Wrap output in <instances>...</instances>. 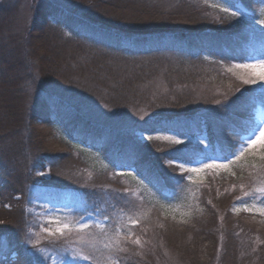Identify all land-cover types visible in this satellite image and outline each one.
Masks as SVG:
<instances>
[{
	"label": "rangeland",
	"instance_id": "rangeland-1",
	"mask_svg": "<svg viewBox=\"0 0 264 264\" xmlns=\"http://www.w3.org/2000/svg\"><path fill=\"white\" fill-rule=\"evenodd\" d=\"M36 1L0 0V18L4 16L10 21V8L15 7L17 13L12 17L11 25L20 33L31 30L34 22L33 5ZM205 1L221 11L227 8L225 13L237 12L242 15L239 18V31L250 33V39L243 44V55L239 53L232 60H219L217 51L220 48L217 47L208 49L209 52L205 53L208 60L213 59L211 61H216L223 67L222 74L219 75L220 84L211 83L190 90L193 100L204 104L199 113L208 118L205 129L196 130L192 135L143 131L138 128L140 123L155 115V105L164 103L169 95V78L163 72L164 69L153 73L146 86L139 87L147 100L130 101L121 110L95 99L81 107L92 121H99L103 127L125 129L112 133L116 138L110 142L111 150L121 151L128 145H148L151 148V156L156 158V169L165 174L162 180L164 178L166 183L162 181L164 185L161 192L171 207L162 205L157 190L135 173L133 168L126 173L116 165L107 163V142L103 144L104 148L99 155L90 153L98 163L99 172L103 171L100 178H96L95 171L87 165L84 168L77 166L76 169H70L68 156L62 154L59 156L58 166L62 173L59 171V175L54 176L52 168L48 166L37 169L34 174L38 180L29 185L26 195L12 196L17 203L16 207L21 209V239L23 237L24 251L29 255L31 264H120L117 257L129 250V246L142 259H153V264H203L208 262L204 254L192 262L189 259L192 258L190 252H203L215 244L212 249L213 254L216 252L215 264H262L251 256L249 244L258 241L253 230H257L259 234L263 232L264 235V215L258 211L264 208V192L256 191L264 188V135L260 131L264 130V79L260 78L264 76V67L259 66L264 61V24L260 23L264 20V0H255L254 4L249 3V0ZM134 15L131 13L129 17ZM49 32L51 36L57 33L54 28ZM84 45L82 53L99 51L96 46L87 43ZM238 65L256 67H237ZM244 79H255V83L246 84ZM78 83L82 90L90 92L91 84L84 80ZM28 91L25 89L27 101L19 100V111L16 112L22 122L27 118L28 100L33 101L29 98L32 96L31 91ZM143 127L146 130L150 126ZM46 129L40 126L37 131L40 135H46ZM249 137L256 141L255 144L237 160L235 154L240 152ZM55 145L49 147L46 143L47 149H56ZM66 148L63 146L61 149ZM230 148L233 153L228 155L223 149ZM69 151V159L82 165L77 151L72 148ZM23 154L27 156L26 148L23 149ZM229 160L232 161L231 164L228 163ZM205 165L228 166L204 167ZM101 178L106 183L98 195L95 193L98 188L93 186L92 181ZM86 179L91 182L90 187L87 182L83 186ZM82 187L89 189L85 193ZM197 200L208 209L203 223L218 231L222 230L221 233L230 227L232 230V224L239 222L234 226L236 228L231 232V237L226 236L227 242L233 244L231 254L223 255L222 244L218 245L220 243L215 235H207L204 241L189 239L190 223L203 216L189 215L192 212L189 211L190 207L196 206ZM3 205L10 210L7 204ZM245 208L250 210L245 211ZM16 219L5 214L3 221H0V234L7 232L10 238L14 237L11 230L17 224ZM164 221L172 229L167 237L172 243L170 248L176 246L177 253L186 252L183 258L165 246L168 243L166 236L160 238ZM176 223H182L180 225L186 228L174 227ZM82 224H87L88 227L81 228ZM220 235L218 233L219 238H223ZM196 236L198 237L197 233ZM137 239L139 244L133 242ZM5 253L6 250H0V264H17L18 255L15 250L4 255ZM231 257L232 263L229 262Z\"/></svg>",
	"mask_w": 264,
	"mask_h": 264
},
{
	"label": "trees",
	"instance_id": "trees-1",
	"mask_svg": "<svg viewBox=\"0 0 264 264\" xmlns=\"http://www.w3.org/2000/svg\"><path fill=\"white\" fill-rule=\"evenodd\" d=\"M254 2L249 0L251 4ZM33 7L31 30L23 33L11 25L17 13L15 7L10 8V21L4 16L0 18V221L5 214L17 218L11 230L14 237L10 238L7 232L0 234V250H6L4 255L15 250L17 264H31V260L24 251L23 237L21 239V209L16 207L12 196L26 195L29 185L38 180L34 174L37 169L48 166L53 175L58 176L62 154L68 156L70 169L87 165L95 171V177L100 178L103 171L99 172L98 163L90 153L99 155L107 142V163L126 173L133 168L157 190L162 205L169 206L161 192L165 174L156 169L151 148L128 145L119 152L111 150L110 142L116 138L112 133L125 129L103 127L99 121H92L82 106L95 99L121 110L125 103L147 100L139 87L146 86L153 73L164 69L169 78V95L164 103L155 105V115L138 128L193 135L196 130L205 129L208 118L199 113L204 104L193 100L190 90L220 84L219 75L223 70L218 62L208 60L205 53L213 47L220 48L217 57L227 62L242 54L244 42L250 39L248 31H239L242 15L237 12L236 16L228 15L232 12L218 10L205 0H37ZM131 13L135 15L129 17ZM52 28L57 33L51 36ZM85 43L98 47L99 51L89 50L90 53L83 54ZM80 80L91 84L90 92L81 89ZM25 89L31 91L29 98L34 102L28 100L27 118L22 122L16 112L19 100L27 101ZM143 125L150 127L145 130ZM40 126L47 128L46 135L39 134ZM45 142L49 147L56 144V149H47ZM63 146L68 150H62ZM69 147L77 151L82 165L69 159ZM24 148L27 156L23 154ZM223 150L228 155L233 153L231 148ZM86 182L90 187L88 179L83 186ZM92 183L98 188L95 193L101 194L105 179ZM89 187H82L85 193ZM200 203L197 200V205L189 210L192 211L189 215H203L187 227L189 239L204 241L207 235H215L218 245L222 244L223 255L231 254L233 244L227 242V238L239 222L232 224V230L230 227L221 233L222 230L203 223L208 209ZM180 224L174 227L186 228ZM168 225L164 221L160 238L169 237L172 229ZM253 231L258 241L249 244L251 256L263 264L264 235ZM218 233L223 238H219ZM167 242L165 246L183 258L186 252L177 253V247L171 249L172 243L168 239ZM215 246L205 247L203 252L191 251L189 259L194 262L204 254L208 262L203 264H215L216 252L212 251ZM128 249L117 257L120 264L154 263L153 259L139 257L133 247ZM229 262H233L232 257Z\"/></svg>",
	"mask_w": 264,
	"mask_h": 264
},
{
	"label": "snow or ice",
	"instance_id": "snow-or-ice-1",
	"mask_svg": "<svg viewBox=\"0 0 264 264\" xmlns=\"http://www.w3.org/2000/svg\"><path fill=\"white\" fill-rule=\"evenodd\" d=\"M224 11L227 12L228 9L225 8ZM232 15H233V16H236V12H232ZM260 23H261V24H264V20H261ZM259 66H260V67H264V61H262L261 64H260ZM237 67H256V66H249V65H243V66H240V65H238ZM260 78H261V79H264V76H261ZM243 82L246 83V84H247V83H255V79H244ZM260 131H261V135H264V130H260ZM253 136H255V133H253ZM149 139H151V137H149ZM166 139H167V138H166ZM255 142H256V141L253 140L252 137H249V141H247V142L245 143V145H243V146L241 147V150H240L239 153H236V154H235V158H236L237 160H239V159L241 158V156L244 154V152H246L247 150H249V149L252 148V146L255 144ZM176 143H179V141H176ZM228 163L231 164L232 161L229 160ZM227 166H228V165H205L204 167H227ZM191 171H195V170H191ZM256 191H257V192H264V188H258ZM245 195H248V193H245ZM236 210L239 211V209H236ZM244 210H245V211H249L250 209L245 208ZM258 211H260V213H261L262 215H264V208H260V209H258ZM133 223H135V221H133ZM80 227H81V228H87L88 225H87V224H82ZM133 242L136 243V244H139V243H140L139 239H137V240H135V241H133ZM85 259H87V257H85Z\"/></svg>",
	"mask_w": 264,
	"mask_h": 264
}]
</instances>
